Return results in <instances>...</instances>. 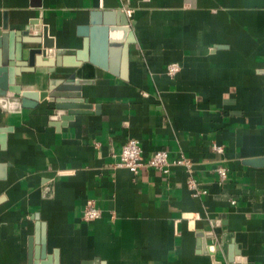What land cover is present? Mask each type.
<instances>
[{"label": "crops", "instance_id": "crops-1", "mask_svg": "<svg viewBox=\"0 0 264 264\" xmlns=\"http://www.w3.org/2000/svg\"><path fill=\"white\" fill-rule=\"evenodd\" d=\"M31 20L73 52L63 70L93 107L0 108V264H28L40 223L57 264H264V0H0V56L33 38ZM0 68L25 91L64 81ZM131 138L144 159L190 157L207 193L176 164L118 166Z\"/></svg>", "mask_w": 264, "mask_h": 264}, {"label": "water", "instance_id": "water-1", "mask_svg": "<svg viewBox=\"0 0 264 264\" xmlns=\"http://www.w3.org/2000/svg\"><path fill=\"white\" fill-rule=\"evenodd\" d=\"M91 22L93 24L95 20ZM26 30L33 38L21 47L18 46L13 51L11 50L10 53L4 50L0 56V67L15 63L27 68L22 72H32L37 66L54 67L53 72L57 70L61 72V75L56 77L64 81L51 84L50 89L46 91H25L21 85H15L12 76L10 81L2 77V74H5V68H0V108L4 111H19L22 107H34L40 100L49 97L56 101L58 109L68 110L69 114L63 116L64 120L71 119L76 113L90 111L92 104L81 95L82 85L88 82H82L78 72H72L70 69L63 70L66 67L76 66L72 61H66L63 58L64 55L73 52L56 48L53 38L49 36L48 28L40 26L38 20H31ZM21 61L26 63H21ZM90 61L95 62L93 59ZM39 228L40 243L38 247H30L28 264H57L47 253L45 225L40 223Z\"/></svg>", "mask_w": 264, "mask_h": 264}, {"label": "built area", "instance_id": "built-area-1", "mask_svg": "<svg viewBox=\"0 0 264 264\" xmlns=\"http://www.w3.org/2000/svg\"><path fill=\"white\" fill-rule=\"evenodd\" d=\"M130 13L131 11L128 10ZM181 70V64L179 62H170L167 64V74L170 76L176 75ZM146 95H148L145 92ZM214 149L218 152H223L224 147L222 145L214 144ZM172 164L182 166L188 173L189 178L187 184L194 194L207 193L205 189H199L197 180L194 176V161L185 155H181L175 158L173 161L169 159V152L166 149L156 150L148 159L143 157V149L140 141L136 138H131L123 145L120 153V161L118 166L127 167L131 172L137 174L144 166L153 167L162 170L164 173L170 171ZM218 173L221 179L226 178L227 170L224 166L218 168ZM234 203V201H232ZM102 211L97 206L95 199L88 198L83 209V219L85 221H94L101 217Z\"/></svg>", "mask_w": 264, "mask_h": 264}]
</instances>
